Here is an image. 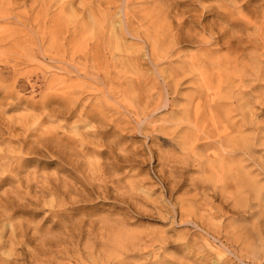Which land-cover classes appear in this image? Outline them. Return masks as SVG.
<instances>
[{
	"label": "rangeland",
	"instance_id": "rangeland-1",
	"mask_svg": "<svg viewBox=\"0 0 264 264\" xmlns=\"http://www.w3.org/2000/svg\"><path fill=\"white\" fill-rule=\"evenodd\" d=\"M0 264H264V0H0Z\"/></svg>",
	"mask_w": 264,
	"mask_h": 264
},
{
	"label": "bare ground",
	"instance_id": "bare-ground-1",
	"mask_svg": "<svg viewBox=\"0 0 264 264\" xmlns=\"http://www.w3.org/2000/svg\"><path fill=\"white\" fill-rule=\"evenodd\" d=\"M188 123V122H187ZM187 141V140H186ZM241 143V142H240Z\"/></svg>",
	"mask_w": 264,
	"mask_h": 264
}]
</instances>
